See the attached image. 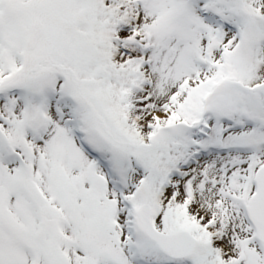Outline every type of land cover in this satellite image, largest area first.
I'll list each match as a JSON object with an SVG mask.
<instances>
[{
	"label": "snow or ice",
	"instance_id": "snow-or-ice-1",
	"mask_svg": "<svg viewBox=\"0 0 264 264\" xmlns=\"http://www.w3.org/2000/svg\"><path fill=\"white\" fill-rule=\"evenodd\" d=\"M0 264H264V0H0Z\"/></svg>",
	"mask_w": 264,
	"mask_h": 264
}]
</instances>
